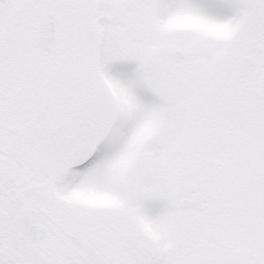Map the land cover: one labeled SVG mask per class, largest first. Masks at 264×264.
I'll list each match as a JSON object with an SVG mask.
<instances>
[{"label": "snow or ice", "instance_id": "1", "mask_svg": "<svg viewBox=\"0 0 264 264\" xmlns=\"http://www.w3.org/2000/svg\"><path fill=\"white\" fill-rule=\"evenodd\" d=\"M0 264H264V0H0Z\"/></svg>", "mask_w": 264, "mask_h": 264}]
</instances>
